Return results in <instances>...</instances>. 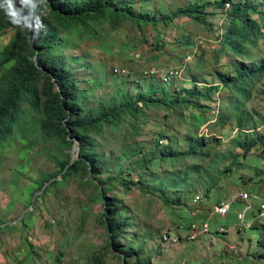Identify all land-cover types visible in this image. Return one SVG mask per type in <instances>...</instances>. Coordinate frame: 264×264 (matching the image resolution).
I'll list each match as a JSON object with an SVG mask.
<instances>
[{"label":"rangeland","instance_id":"rangeland-1","mask_svg":"<svg viewBox=\"0 0 264 264\" xmlns=\"http://www.w3.org/2000/svg\"><path fill=\"white\" fill-rule=\"evenodd\" d=\"M202 1L157 0L154 5L155 9L163 8V12L168 13ZM207 12L216 13L209 15L204 25L192 19L179 17L170 27H162L161 32L146 27L143 33H140L133 29L131 24L126 23L111 33L117 38V43L122 42L125 49L115 48L111 54L102 53L91 44L65 48V54L73 68L78 61L82 60L81 63L86 61V68L78 67L73 70L79 80L80 90L88 96L87 105L91 107L99 100L109 101L110 98H115L117 103L122 99L124 101L125 92L117 91L121 86L134 91L142 90L134 80L139 77V71L150 64L148 61L150 56L158 53L160 60L156 63L161 66V71L166 69V66L179 67L180 57L187 54L184 66L189 63L190 71L195 72L198 78L195 84L202 88L216 84L220 87L218 92L211 95L209 102L198 101L196 108L165 110L161 106L141 107L142 117L128 118L127 120H130L121 128H104L101 135L96 138L94 151L102 155L101 158L105 162L100 174L101 179L113 177L116 171L119 172L118 163L121 161L124 168V171L120 172L121 176L135 183L127 189L115 184L112 191L106 195L108 199L115 200L121 217L127 222L124 233L114 241L109 238L106 225L100 223V217L105 212V204L92 200L96 198L97 190L87 181L92 178L91 176L85 178L82 175H75L62 178L58 175L57 179L63 180V184L53 185L46 182L44 186H39L42 175L56 173L55 161L59 158L60 152L51 144L45 146L44 143L31 148V152L25 158L20 156L18 158L13 150H7L0 158V220H4L0 225V264H96L95 259L99 260V264H123L125 260L128 264H135L136 256L140 257V264H228L223 258L224 254L239 256L252 252L255 238L251 240L252 237L248 233L247 239L250 243L248 241L241 243V235L239 234L238 238L236 229L240 226L237 215L245 208L244 200L243 203L233 204L226 218L213 215L212 219H207L213 237L200 235L191 241L187 239L188 230L177 225L179 218L184 221V225L190 223L189 210L196 211L200 217L208 213L210 215L212 208L222 197V202L233 197L239 200V194L247 192L239 188L240 186L256 183L261 177L264 179V172L261 177L256 174L258 169H264V145L261 147L259 144V148L250 152L245 159L238 157L241 150L235 146L234 141L238 140L242 133L237 127L239 116L233 112L235 105L232 103L236 94L232 93L233 99H230V93L222 85L220 75L230 73L233 64L243 68L251 57L248 55L236 57L231 50L222 47L221 42L224 39L222 33L226 29L222 11L210 6ZM12 35V31L2 35L0 46L8 44ZM144 39H147V43L141 42ZM189 42H195L196 46L192 48L188 45ZM132 45L137 46L135 51L130 49ZM220 48H223L224 52L218 54ZM262 51L264 53V49ZM199 63H203L204 66L198 68ZM112 68H117L121 73L124 70L126 76L114 74ZM131 75L135 77L134 80L126 79ZM178 79L176 83L178 87L194 86L183 73ZM148 87L150 88H145L143 92L149 95L154 89L151 88L152 85ZM250 90V97L244 100L246 102L242 110L253 118V126L252 129H244L242 132L250 135L252 132L262 134L264 75L259 80L251 82ZM157 93L159 98L161 94ZM202 105L208 106L209 109L204 116L211 120L207 124L202 123L196 130L192 129L193 117L200 113L199 106ZM134 120L139 122V125L136 122L137 133L131 131L128 123H133ZM158 132L166 136L161 143L167 142L174 152L188 151L190 143V139L186 138L188 134L190 137L204 136L207 147L214 150L210 151L207 158L201 157L196 161L195 164L200 165L199 172L203 174L194 175L195 179L192 176L194 184L191 191H186V185L181 187L178 193L179 202L187 206H182L183 208L176 214L159 196L158 178L168 179L171 172H180L179 177H182L185 170L194 164L190 157L165 167L154 166L152 175L149 176L147 170L150 166L141 169L139 164L142 160L137 164V157L125 159L122 155L127 148L140 143L146 146L147 150L153 148V151L158 152L155 157L159 156L161 147L155 146ZM77 150L76 145L70 151L71 161L77 158ZM221 156L225 158L221 159ZM216 157H218L216 162L220 163L219 170L236 158L241 161V165L232 169L228 176L216 174L212 179L208 177L210 168L208 159L213 160ZM198 178L201 182L196 180ZM217 179L221 180V184L215 189L220 194L215 192L211 195L212 191H209L211 196L208 198L205 195V187ZM262 186L264 188V184ZM199 194L203 195V199L196 204L193 200ZM176 200L173 195L169 201L176 205ZM262 201L263 196L260 199L254 196L253 210L257 203L260 205ZM26 213L29 222L27 226L21 222ZM200 217L196 215L194 218H197V221L191 223L201 222ZM252 221V211H247L244 214V222ZM219 227L232 229L222 235L216 232ZM165 233L171 235L170 240L163 239ZM130 243H133V255L124 257L117 248H123Z\"/></svg>","mask_w":264,"mask_h":264},{"label":"trees","instance_id":"trees-1","mask_svg":"<svg viewBox=\"0 0 264 264\" xmlns=\"http://www.w3.org/2000/svg\"><path fill=\"white\" fill-rule=\"evenodd\" d=\"M156 1L0 0V37L9 31L13 32L9 43L1 45L3 48L0 49V158L7 150H13L18 158L19 156L25 158L31 152L30 149L37 144L54 146L60 152L59 158L55 161L56 173L42 175L38 185L44 186L46 182L53 185L63 184V180L57 179L58 175L62 178L75 175H82L85 178L91 176L92 178L87 181L97 190V196L92 200L105 204V212L100 217V223L106 225L108 236L112 241L121 237L127 222L121 217L115 200L108 199L106 195L112 191L115 184L127 189L135 183L121 176L120 172L124 171L121 161L118 163L119 172L116 171L113 177L101 179L100 174L105 162L101 158L102 155L94 151L96 138L101 135L104 128H121L130 120H127L128 118L142 117L141 107L161 106L165 110L196 108L198 101L209 102L211 95L218 92L220 85L202 88L195 84L198 82L195 72L190 71L189 63L186 67L184 66L187 54H182L178 66L183 69L182 73L194 83V86L178 87L176 84L178 78H171L164 82L160 75L161 66L156 63L160 60L159 53L152 54L148 59L150 62L148 68L155 67L158 70L157 75L147 77L146 66H142L137 79L133 75L126 77V79H135L134 82L142 90L134 91L121 86L117 91L125 92L124 101L122 99L117 103L115 98H110L109 101L99 100L95 106L91 107L87 105L88 96L80 90L79 80L73 70L78 67L86 68V61L83 63H81L82 60L78 61L73 68L65 54V48L91 44L102 53L111 54L115 48H123L122 42L117 43V38L111 33L116 32L126 23L131 24L133 29L140 33H143L146 27L161 32L162 27H170L179 17L192 19L204 25L207 17L216 13L207 12V8L213 6L215 10L222 11L225 22L222 47L231 50L236 57L243 55L251 57L243 68L233 64L230 73L220 74L221 83L228 89L230 99H233L232 93L236 94L232 104L235 105L234 115L239 116L237 127L242 133L241 137L234 141L235 146L241 150L239 159L243 157L245 159L250 152L259 148V144L261 147L264 145V133L252 132L250 135L242 132L244 129H252L253 126V118L242 110L246 102L244 100L250 97L251 82L259 80L264 75L262 51L264 49V0H214V2L203 0L201 3L179 7L168 13H164L163 8L155 9ZM228 4L229 6L225 9ZM141 42L147 43V39ZM189 43L188 45L192 48L196 46L195 42ZM130 49L135 51L137 46L132 45ZM223 52V48L218 50V54ZM121 54L124 53L121 52ZM203 66V63L197 64L198 68ZM167 68L169 66H166ZM122 76L126 75L122 74ZM151 85L154 89L153 93L148 95L143 92ZM157 92L161 94L159 98ZM199 108L200 113L194 115L192 122V129L195 130L202 123L207 124L211 120L204 116L209 109L208 106L202 105ZM136 122L138 120H134L133 123L128 122L134 133L138 131ZM157 135L155 146L161 147L159 156L155 157L158 152L153 151V148L147 150L148 148L140 143L133 144L122 155L125 159L137 157V164L142 160L139 164L141 169L150 166L147 170L149 176L152 175L154 166L165 167L190 157L194 164L185 170L182 177H179L180 172H171L168 179L158 178L159 196L176 214L183 208L182 206H187L179 202L178 193L181 187L186 185V191H191L194 184L192 176L195 179L194 175L203 174L199 172L200 165L195 164L196 161L201 157L207 158L210 151L214 150L207 147L204 136L190 137L188 134L186 136L190 139L188 151L174 152L167 142L161 143L166 136L162 132H158ZM76 145L77 158L72 162L70 151ZM223 156L221 159L225 158ZM217 158L208 159L210 166L208 177L212 179L216 174L228 176L232 169L239 168L241 165V161L236 158L219 170L220 163L216 162ZM263 172L264 169H258L256 174L261 177ZM196 180L201 182L199 178ZM261 182L264 184V179ZM220 184L221 180H212L205 187V195L209 198L215 192L219 193L215 188L220 187ZM209 191H212L211 195ZM173 195L177 199L176 205H172L169 201ZM221 200L223 197L217 203L222 202ZM192 212L193 210H189L188 220L195 221L197 218L192 217ZM27 215V213L24 214L25 217L21 220L25 226L29 223ZM183 222L179 218L177 225L184 226ZM3 223L4 220H0V225ZM236 229L238 238L239 234L241 235V243L248 241V233L252 237L251 240L255 238L252 252L245 255L239 254V256L224 254L223 258L228 264H264V221L259 220L255 214V220L250 226L240 224ZM217 233L226 234V232ZM117 249L124 257L133 255V243ZM136 257L135 264H140V257ZM125 261L123 264H128V261ZM95 262L99 264L98 259H95Z\"/></svg>","mask_w":264,"mask_h":264},{"label":"built area","instance_id":"built-area-1","mask_svg":"<svg viewBox=\"0 0 264 264\" xmlns=\"http://www.w3.org/2000/svg\"><path fill=\"white\" fill-rule=\"evenodd\" d=\"M154 73H155V69L145 71V74L147 76L154 74ZM178 75H179V73L176 69H169L162 74V78L164 81H168L172 78V76L176 77ZM249 197H250V194H248L247 192H242L239 194V198L241 200L246 201V207H245L244 211L250 209V207H251L247 201V199H249ZM200 199H201L200 196H196L195 202L200 201ZM229 207H230V202L221 203L220 205H217L213 208V212L219 216H225L228 213ZM259 208H260L259 217L264 218V196H263V201L260 204ZM244 211L242 213L238 214V219L241 220L244 218ZM189 229H190V235H189L190 239H194L197 236L206 235L209 233V226L206 222L199 223V224L198 223H192L190 225ZM163 239L165 241H168L171 239V235L166 233V234H164Z\"/></svg>","mask_w":264,"mask_h":264},{"label":"clouds","instance_id":"clouds-1","mask_svg":"<svg viewBox=\"0 0 264 264\" xmlns=\"http://www.w3.org/2000/svg\"><path fill=\"white\" fill-rule=\"evenodd\" d=\"M229 6V4L228 5H226V7H225V9L227 8ZM151 69H155V73L154 74H151V75H149V76H155V75H157V73H158V70L155 68V67H152V68H148V66L147 67H145V71H147V70H151ZM169 69H176L177 71H178V73H179V75L178 76H172V78H180V76H181V74H182V72H183V69L182 68H179V67H169V68H167V69H164L161 73H160V75H161V77H162V74L165 72V71H167V70H169ZM112 71H113V73L114 74H117V75H122V74H126V72L123 70V73H121V72H118V69L117 68H112ZM125 72V73H124ZM146 75V74H145ZM147 76V75H146ZM149 76H147V77H149ZM164 81V80H163ZM169 81V80H168ZM164 82H167V81H164ZM247 192H248V190H247ZM196 196H200L201 197V199H200V201H198V202H195V198H196ZM195 196V198H194V200H193V202L194 203H196V204H198L199 202H202V199H203V195L202 194H199V195H196ZM263 196H264V194H263ZM250 197H251V194H250ZM251 199V198H250ZM248 201V203H249V201L250 200H247ZM226 202H230V207L233 205V204H235V203H238V202H240V203H243V200H241L240 198H239V200H236V197H233V198H231L230 200H228V201H224V202H220V203H218V204H216L215 206H217V205H220L221 203H226ZM244 205H245V207H246V203H243ZM250 204V203H249ZM214 206V207H215ZM251 206V205H250ZM259 206L260 205H257L256 207H255V210H253V207L251 206L250 207V209H248V210H245L244 211V214L247 212V211H252V215H253V221L255 220V214L257 215V218L259 219V220H264V218H261V217H259V213H260V208H259ZM213 207V208H214ZM230 207H229V209H230ZM194 208V207H193ZM213 208H212V210H211V214H210V216H212V215H217V214H215L214 212H213ZM245 209V208H244ZM229 211V210H228ZM228 214V213H227ZM226 214V215H227ZM240 214V213H239ZM191 215H193L194 217H196V215H198L197 214V212L196 211H194L193 210V212H192V214ZM226 215L225 216H219V215H217V216H219L220 218H222V219H224V218H226ZM192 216V217H193ZM193 217V218H194ZM237 219H238V215H237ZM239 220V222H240V224H244L245 226H250V224L253 222H250V223H245L244 222V218L243 219H238ZM195 221H197V219H195ZM203 222H206L207 224H208V226H209V222H208V220H207V218H205V219H203L201 222H199V223H203ZM192 223H197V222H192ZM191 223V221H190V223L188 224V225H184V226H182V227H184L186 230H188V236H187V239H189V240H191V241H193V240H195L196 238H198V236L197 237H195L194 239H190L189 238V235H190V229H189V227H190V225L192 224ZM198 223V224H199ZM220 229V230H219ZM219 229L216 231V232H225V231H230L232 228L231 227H219ZM166 234V233H165ZM169 234V233H168ZM211 234H210V230H209V233L208 234H206V235H202V236H210ZM164 236V235H163Z\"/></svg>","mask_w":264,"mask_h":264},{"label":"crops","instance_id":"crops-1","mask_svg":"<svg viewBox=\"0 0 264 264\" xmlns=\"http://www.w3.org/2000/svg\"><path fill=\"white\" fill-rule=\"evenodd\" d=\"M260 169H262V168H260ZM263 178L261 177V178H259V181L257 182L256 181V183H251V184H245L244 186H240L239 188H241V189H243V190H245V191H247L248 190V192L251 194V199H250V201H249V203H250V205L253 207V205H252V198L254 197V196H256V198H261L262 196H263V194H264V188H263V186H262V182H261V180H262ZM259 182H261V184H259ZM249 188H251V190H249ZM255 193H256V195H255ZM259 202V201H258ZM257 205H258V203H257ZM198 217H200V214H198L197 215ZM213 218L214 216L212 215V216H210L209 215V213L207 214V215H202L200 218L203 220V219H205V218ZM211 218V219H212ZM220 230V229H219ZM211 236L213 237V235L211 234ZM210 236V237H211ZM204 237H208V236H204ZM218 241H221L220 239H218Z\"/></svg>","mask_w":264,"mask_h":264},{"label":"water","instance_id":"water-1","mask_svg":"<svg viewBox=\"0 0 264 264\" xmlns=\"http://www.w3.org/2000/svg\"><path fill=\"white\" fill-rule=\"evenodd\" d=\"M72 162H73V161H72ZM72 162H71V163H72Z\"/></svg>","mask_w":264,"mask_h":264}]
</instances>
